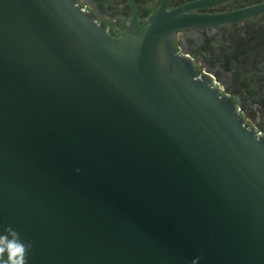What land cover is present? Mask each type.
<instances>
[{
	"label": "water",
	"instance_id": "1",
	"mask_svg": "<svg viewBox=\"0 0 264 264\" xmlns=\"http://www.w3.org/2000/svg\"><path fill=\"white\" fill-rule=\"evenodd\" d=\"M176 13L115 36L77 0H0V230L27 264H264V135Z\"/></svg>",
	"mask_w": 264,
	"mask_h": 264
},
{
	"label": "flooded vegetation",
	"instance_id": "2",
	"mask_svg": "<svg viewBox=\"0 0 264 264\" xmlns=\"http://www.w3.org/2000/svg\"><path fill=\"white\" fill-rule=\"evenodd\" d=\"M115 36L148 28L158 11H177L178 52L228 95L264 135V0H77ZM195 20V22H194ZM193 22V23H192Z\"/></svg>",
	"mask_w": 264,
	"mask_h": 264
},
{
	"label": "clouds",
	"instance_id": "3",
	"mask_svg": "<svg viewBox=\"0 0 264 264\" xmlns=\"http://www.w3.org/2000/svg\"><path fill=\"white\" fill-rule=\"evenodd\" d=\"M32 246V242L21 239L13 227L3 228L0 230V264H27L26 256ZM201 259V256H195L191 264H200Z\"/></svg>",
	"mask_w": 264,
	"mask_h": 264
}]
</instances>
